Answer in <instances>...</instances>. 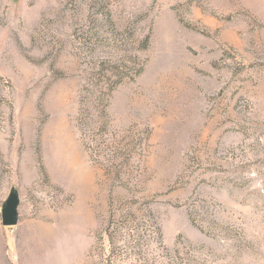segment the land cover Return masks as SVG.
<instances>
[{
    "label": "rangeland",
    "instance_id": "1",
    "mask_svg": "<svg viewBox=\"0 0 264 264\" xmlns=\"http://www.w3.org/2000/svg\"><path fill=\"white\" fill-rule=\"evenodd\" d=\"M0 264H264V0H0Z\"/></svg>",
    "mask_w": 264,
    "mask_h": 264
},
{
    "label": "water",
    "instance_id": "2",
    "mask_svg": "<svg viewBox=\"0 0 264 264\" xmlns=\"http://www.w3.org/2000/svg\"><path fill=\"white\" fill-rule=\"evenodd\" d=\"M21 199L17 190L13 189L9 193L1 211L2 225L4 227H15L20 220Z\"/></svg>",
    "mask_w": 264,
    "mask_h": 264
}]
</instances>
